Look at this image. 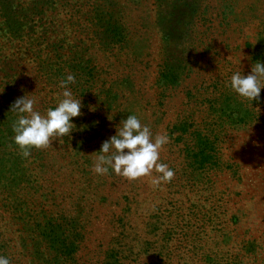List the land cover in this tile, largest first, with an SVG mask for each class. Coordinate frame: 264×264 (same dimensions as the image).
<instances>
[{
  "label": "rangeland",
  "instance_id": "obj_1",
  "mask_svg": "<svg viewBox=\"0 0 264 264\" xmlns=\"http://www.w3.org/2000/svg\"><path fill=\"white\" fill-rule=\"evenodd\" d=\"M148 1L123 9L127 19L151 18L153 13H146ZM253 1L212 0L214 22L208 24L209 32L218 34L227 23L233 27V11L241 33L202 46L174 88L156 85L160 35L151 26L150 40L144 44L149 57L133 62V57L126 61L125 51L99 54L101 59L93 62L96 80L90 94L82 91L84 79L76 82L78 90L73 92L82 101L81 115L73 118L74 147L68 136L49 145L58 147L51 154L57 153L55 159L65 172L43 175V159L52 162L54 157L42 150L34 163L36 172L31 174L28 168L32 179L40 182L20 188L18 197L0 191V233L11 234L12 254L7 258L12 263L48 264L50 258L23 233L17 217L28 207L80 232L74 264H107L106 251L111 248L120 251L124 264H264V89L252 106L227 87L234 72L241 70L245 76L252 72L250 44L256 41L252 35L256 29L247 5ZM142 43L137 47L143 48ZM234 99L231 116L224 115L225 104ZM128 108L154 136L169 135L160 162L174 170L170 183L154 187L147 176L130 181L115 173L109 177L94 172L96 151L122 126ZM241 110L250 112V118ZM199 129L217 146V164L199 168L201 158L191 156L199 150L192 134ZM83 163L94 172L89 182L66 171ZM6 198L18 199L5 207Z\"/></svg>",
  "mask_w": 264,
  "mask_h": 264
},
{
  "label": "trees",
  "instance_id": "obj_2",
  "mask_svg": "<svg viewBox=\"0 0 264 264\" xmlns=\"http://www.w3.org/2000/svg\"><path fill=\"white\" fill-rule=\"evenodd\" d=\"M143 2L0 0V191L4 189L3 193L18 197L20 188L25 189L31 181L40 182L38 177L32 179L31 174L36 172L34 163L42 150L54 157L52 162L43 159L40 165L43 175L51 171H60V174L65 172L55 159L57 153L51 154L54 150L58 151V147L33 148L30 157L22 156L14 143L15 133L12 130L17 117L11 111V106L18 98L28 94L36 101L35 110L45 114L62 99L60 82L69 74L76 77L75 83L69 85L72 92H77L84 79L86 86H81L82 91L90 94L96 80L93 62L101 59L99 54L107 56L108 53L113 55L114 52L118 54L125 51L126 61L133 57V62L141 57H149L150 53L144 44L150 40V26L155 34L160 35L161 60L156 85L171 89L179 84L180 76L192 67L194 57L203 51L202 46L219 38L229 39L231 33H241L235 24L238 18L233 11V27L227 23L218 34L209 32L208 24L214 22L212 0H149L146 13H153V16H144L137 22L128 16L129 21L123 9L131 6L137 8ZM247 6L253 12L251 18L256 29L250 32L256 40L250 44L255 64L258 60L264 62V0H254ZM141 42L143 48H138L137 44ZM113 65L110 64L108 68ZM234 103L235 99L225 104L224 115H230L229 110H232L231 105ZM128 111L129 115L135 113L131 108ZM243 114L250 118V112L245 111ZM206 133L201 129L192 133L200 143L197 145L198 152L191 155L201 158L199 168L217 164L219 159L218 148L209 142ZM68 138L71 147H74V130ZM59 146L62 148V144ZM28 168L31 174H28ZM66 171L77 173L85 182H89L94 175L85 163ZM113 174L110 169L108 176L112 177ZM17 199L6 198L3 201L5 207L10 200L14 204ZM22 202L28 205L25 199ZM18 216L27 240L35 245L39 243L42 252H49L48 264H74L82 237L72 225L65 228L48 215L43 217L41 211H29L28 207ZM9 237V232L0 233V255L6 257L12 254V248H8ZM109 250H113L111 254ZM109 250L105 256V259H109L107 264H124L125 258L120 255V251L114 248ZM10 261L14 264L13 259Z\"/></svg>",
  "mask_w": 264,
  "mask_h": 264
},
{
  "label": "clouds",
  "instance_id": "obj_3",
  "mask_svg": "<svg viewBox=\"0 0 264 264\" xmlns=\"http://www.w3.org/2000/svg\"><path fill=\"white\" fill-rule=\"evenodd\" d=\"M75 80L76 77L69 74L60 82L63 98L43 115L35 110L36 101L28 94L18 98L11 106V111L17 117L12 124L15 133L13 139L24 158L31 156L33 148H47L54 139L61 141L75 129L73 118L80 116L82 109L81 99L75 98L69 88ZM227 87L253 106V101L259 100L264 89V62L258 60L247 76L241 70L234 72L227 81ZM120 125L116 134L104 141L100 150L96 151L99 155L94 172L105 175L111 169L130 181L147 176L154 187L170 183L174 178V170L160 162L161 151L170 143L169 135L165 132L154 136L151 128L135 114L121 120ZM125 149L128 151L125 152ZM153 172L157 175L153 176ZM0 264H11V261L0 255Z\"/></svg>",
  "mask_w": 264,
  "mask_h": 264
}]
</instances>
